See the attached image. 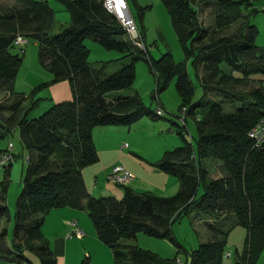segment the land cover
<instances>
[{
	"label": "trees",
	"instance_id": "16d2710c",
	"mask_svg": "<svg viewBox=\"0 0 264 264\" xmlns=\"http://www.w3.org/2000/svg\"><path fill=\"white\" fill-rule=\"evenodd\" d=\"M14 1L10 6L0 5V91L12 97L10 103H0V113L8 112L0 122V138L18 128L27 151L23 186L15 204L17 251L24 245L36 252L41 264H56L41 227L51 209L70 207L87 212L96 237L109 247L114 264H176L178 250L174 257L163 258L124 242L141 232L179 246L173 222L183 215L201 213L209 217L206 227L212 240L187 251L189 264H223L229 229L236 226L245 228L246 235L241 253L235 251L233 264H254L264 248V143L254 146L247 133L264 117L263 79L258 77L264 76V53L255 43L257 27L248 22V16L258 12L253 0H203L212 7L213 23L209 27L199 20L195 0H160L184 61H190L202 87V97L197 101L192 100L194 87L185 62H176L169 51L154 59L147 46L146 50L134 47L120 23L103 7V0H59L69 21L56 34L51 32L54 10L47 0ZM132 1L141 22L149 6ZM236 23L238 31L227 33ZM17 36L37 42L38 61L51 75L28 93L14 89L22 61L19 53L11 51ZM85 39L121 56L91 66ZM117 60L122 66L106 74L108 65ZM138 60L145 61L154 76L151 97L157 99L174 79L178 109H184V125L186 115L195 119L196 148L185 137L186 125L180 126L177 132L182 143L152 163L157 170L177 178L178 189L173 195L159 196L120 185L121 198L95 197L82 175L85 167L98 161L93 128L130 126L144 116L161 117L144 105L137 92L120 94L132 87ZM61 80L69 82L71 98L53 103L36 118H28L27 113L42 99L36 94ZM210 93L222 99L206 100ZM205 159L218 162L222 170L219 177L210 175ZM11 165L9 162L0 168V219L10 217L5 195ZM200 187L202 192L197 196ZM5 235L3 229L0 240ZM81 264H91L88 254Z\"/></svg>",
	"mask_w": 264,
	"mask_h": 264
},
{
	"label": "rangeland",
	"instance_id": "374dc122",
	"mask_svg": "<svg viewBox=\"0 0 264 264\" xmlns=\"http://www.w3.org/2000/svg\"><path fill=\"white\" fill-rule=\"evenodd\" d=\"M49 5L54 10V25L51 30L53 34L59 33L64 26L68 24L69 14L64 9L59 0H47ZM139 6H149L144 11L142 20L140 22L137 16V9L132 0H127L128 6L132 15L134 16L138 26L143 27L145 32V41L148 48L149 55L156 59L161 54L169 51L176 62L184 61V55L177 41L175 32L171 25L169 15L165 6L160 0H135ZM14 0H0L1 6H10L14 3ZM195 5L199 10V20L204 27H209L213 23L212 7L210 4L203 2V0H195ZM253 6L257 7L258 12L248 16V22L255 25L258 29V33L255 37V43L263 48L264 53V0H253ZM65 18L67 20H65ZM239 24L236 23L226 31L227 33H236L238 31ZM85 45L89 49V55L87 58L88 63L91 66H97L99 62L110 61L117 59L121 54L116 50H108L103 48L98 43L85 39ZM13 53H19L22 57L21 65L18 69L17 75L14 80V89L17 92L28 93L32 89V85H38L41 82L47 81L50 73L42 66L38 61V44L33 38H29V43L25 45L23 53H21L17 47L12 48ZM189 73V77L194 87L193 101H197L202 97V87L195 74V71L189 60L184 61ZM122 61L117 60L111 62L107 69L106 74H110L122 66ZM261 77H264L260 75ZM49 89L43 88L36 95L42 98L35 108L31 109L27 113L28 118H36L47 110L53 103L51 100L45 98V94ZM155 90V79L153 74L149 70L148 64L143 60H138L135 63V81L131 88L122 90L123 95H132L135 92L138 93L145 106L151 107L152 110L156 109L157 99L151 97V93ZM47 92V93H46ZM113 94H110L112 96ZM158 96H162V101L165 103L164 114L161 117L152 119L151 117L144 116L139 123H133L130 126H121L123 131H118L121 144L126 143L123 153L117 155L116 160L119 161V157H123L125 154L126 160H128L137 169H142L143 166H153L152 162L148 159L160 155L166 151L175 148L182 143L181 137L177 130L180 126H183L182 111L178 109L180 99L176 93L174 87V79H172L167 87L160 91ZM157 96V97H158ZM12 97L5 96L0 91V103L8 104ZM206 100L214 101L222 99L219 94L210 93ZM28 103V100L24 101V106ZM228 110V108H227ZM8 113L7 111H5ZM199 113V112H198ZM187 126H185L184 134L187 140H189L196 148L197 130L195 125V119L192 115H186ZM0 122L2 119L0 118ZM102 135V134H101ZM94 144L100 147L101 136L97 132L95 134ZM8 143L13 146V153L15 154V160L12 162L10 173L8 176V187L6 191V203L10 209V220L0 219V232L5 229L6 235L3 240H0V264H41V260L35 251L26 248L21 245L19 251L15 248L14 242L17 239L14 237V211L16 199L23 186V178L26 171L27 162L25 160L27 151L23 148L20 141L19 130L15 128L12 132L6 134L0 138V149L6 148ZM120 144V145H121ZM129 145V146H128ZM121 155V156H120ZM161 155V157H162ZM204 165L208 169L212 177H219L222 170L217 163L211 159H205ZM100 163H97L99 166ZM95 165V170L98 166ZM94 166V165H93ZM221 170V171H220ZM103 173V172H102ZM98 174V172H97ZM96 175V174H95ZM133 175V174H132ZM93 177V172H92ZM148 178V176H145ZM3 179L2 170H0V182ZM177 179V178H176ZM130 182V181H129ZM100 185V184H99ZM104 190L109 191L104 196L112 195L108 193H118L116 198H121L123 195V187L116 184L111 180H105L103 183ZM96 188L98 185H95ZM126 186H128L126 184ZM106 188V189H105ZM1 190V187H0ZM100 188L96 189V193H99ZM176 192V191H175ZM175 192H164L160 194L155 192L154 194L159 196H170ZM202 192L200 187L197 191V196ZM96 197V196H95ZM115 197V196H114ZM11 206H9V204ZM81 212V218L79 219V227L84 231V236L79 238L71 234L72 226L69 222L76 220H65L68 222L66 229L69 232L64 231L62 225L54 227L53 224H47L45 226V233L49 235L50 239L54 238L57 233L60 235H68L69 240L67 245V264H81V260L85 253L90 256L91 264H114L111 251L107 245L102 243L95 235V231L92 226L86 211ZM80 221H84V225L89 226V230L85 229ZM209 221V217L205 214L191 213L189 215H183L180 219L176 220L172 224L173 234L179 243V246L174 245L170 241L164 238H156L145 235L144 233H137L133 239L125 240L127 245H136L144 250L151 251L163 258L174 257L178 250V256L181 257L182 264H189L190 257L187 251L195 249L199 244L212 240L211 233L206 227V223ZM86 223V224H85ZM87 227V226H86ZM224 227L223 229H225ZM246 230L243 227L236 226L229 229L227 235V241L225 246V252L223 256V264H233L235 259V251L241 253L244 243ZM229 252L230 257L225 254ZM21 255L20 258L17 255ZM254 264H264V248L260 252L258 258Z\"/></svg>",
	"mask_w": 264,
	"mask_h": 264
},
{
	"label": "crops",
	"instance_id": "0c3cea01",
	"mask_svg": "<svg viewBox=\"0 0 264 264\" xmlns=\"http://www.w3.org/2000/svg\"><path fill=\"white\" fill-rule=\"evenodd\" d=\"M65 20L67 19L65 18ZM141 29L143 30V40H144V43L146 44L145 32H144L143 27H141ZM102 62H105V61H102ZM258 77H261V76L259 75ZM50 78H51V75L48 76L47 81L50 80ZM261 78L263 79V86H264V77H261ZM34 86L36 85H32V88ZM46 89H49L48 93L46 92L47 94H45V98L48 97V99L51 100L49 104L54 101L59 102L63 100H68L72 96L70 84L67 80H61V81L52 83L48 87H46ZM120 94H122V92H120ZM161 97L162 96H158L157 98L158 99L157 106H161V108L164 111L165 103L162 101ZM7 115L8 113H6L5 111H2L0 113V118L2 119V117H5ZM141 119L137 120L134 123H139L138 121H143ZM185 125L187 126V121L185 122ZM119 127L121 126H97V127H94L92 130L93 139L95 138V134L98 132L99 136H101V141H100V147L97 144H95V147L98 153V161L92 165L85 167L82 170L83 180H84L85 186L87 190L89 191V193L93 196L99 197V196H104V194H107V192H109V191H103L105 187L103 183H105V180H107V175H108L110 168L113 165H117V164L123 166L126 170H128L131 174H133V179L127 185L131 187L132 189H134L135 191H138V192L148 191L152 193L159 192V195L165 194L164 192L177 191L178 180L174 176L165 174L157 170L154 166H150L149 168L143 166V168L139 170L136 168V166H133L128 160L125 159V157L128 154L127 155L125 154L123 157H119L120 158L119 161L116 160L118 152L119 154H121L124 151L123 149L121 150V145H122L120 142L121 135L118 136V133H116L119 130L123 131L122 128H119ZM161 155L160 153L157 152L155 157L148 159V161L153 163L159 160L161 158ZM97 163H100L99 166L97 165ZM95 165L98 166L97 170L94 169V167H96ZM92 172H93V177H92ZM145 176H148V178H146ZM95 185H98L97 188H100V190L97 191L99 193L95 192L97 189ZM108 194H113V196L115 197L118 195V193H108ZM8 204L9 206H11L10 203ZM79 211L81 210L73 209L70 207H63V208L51 209L44 216V221H43L41 230H42L44 237L48 240L49 246L56 257V264H67V245L69 242L67 241L69 240L67 238L68 235L67 236L65 234L60 235L57 233L56 235H54L53 239H50L49 235H47L44 232L45 226L47 224L49 225L50 223L51 224L54 223V227H58L62 225L64 228V231L69 232V230L66 229V225H68V222H66L65 220L69 221L72 219H76V222L79 225V219L81 218V212ZM9 212H10V209H9ZM10 217H11V213H10ZM10 217L8 220H10ZM80 223L85 229L89 230L90 232L89 226L85 223L87 226L86 227L84 225V221L82 222L80 221Z\"/></svg>",
	"mask_w": 264,
	"mask_h": 264
},
{
	"label": "built area",
	"instance_id": "2783aa9c",
	"mask_svg": "<svg viewBox=\"0 0 264 264\" xmlns=\"http://www.w3.org/2000/svg\"><path fill=\"white\" fill-rule=\"evenodd\" d=\"M103 7L105 10L113 15L115 19L120 23L126 33V37L129 42L139 50H146V45L143 40V36L132 16L127 0H103ZM264 9V6H263ZM29 43V40L23 36H17L13 40V45L18 48L22 53L25 45ZM184 113V109L182 111ZM157 116L164 114L161 106H157L155 109ZM248 137L252 139L254 146H260L264 143V117H262L247 133ZM127 144L121 145V150L126 148ZM28 160V159H26ZM14 161L13 146L8 143L5 150L0 153V168L6 166L9 162ZM107 179L115 182L118 185H126L133 179V175L121 165H113L107 175ZM72 226L71 234L76 237H83L84 231L78 226L76 220L69 222ZM230 257L231 254L227 252L225 254ZM176 264H182L181 258H176Z\"/></svg>",
	"mask_w": 264,
	"mask_h": 264
}]
</instances>
